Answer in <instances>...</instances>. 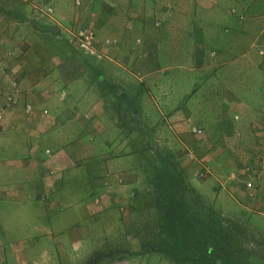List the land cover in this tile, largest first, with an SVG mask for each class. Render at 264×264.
<instances>
[{"label":"crops","instance_id":"crops-1","mask_svg":"<svg viewBox=\"0 0 264 264\" xmlns=\"http://www.w3.org/2000/svg\"><path fill=\"white\" fill-rule=\"evenodd\" d=\"M81 28L102 58L80 48ZM183 30L190 64L162 53ZM0 67L21 90L0 124V197L31 202L20 239L0 222V264H148L142 240L118 262L98 252L149 202L121 156L143 166L145 142L164 137L212 164L235 205L264 207V0H0Z\"/></svg>","mask_w":264,"mask_h":264},{"label":"rangeland","instance_id":"rangeland-1","mask_svg":"<svg viewBox=\"0 0 264 264\" xmlns=\"http://www.w3.org/2000/svg\"><path fill=\"white\" fill-rule=\"evenodd\" d=\"M215 12H217L216 9L214 13ZM204 15V17H199L202 20H196L198 17H194L188 23L192 24L195 21L198 24L205 23V19L210 18L212 14ZM184 23L185 22H182L183 27L187 26ZM184 34L185 31L183 30L177 35V40L180 39L183 41L182 45L179 46L178 44L171 43L162 51V53H165L163 56L166 57H176L178 51V59L174 61H183L185 64H190V61L188 62L187 58H189V54L191 53L189 50L195 48V41L188 39V36H185ZM176 66L181 68L178 65ZM174 71L181 72L183 70L173 69L170 70L169 73ZM180 76L184 77V73ZM3 79L5 81H3L5 86L0 88V96L5 95L7 91V80L4 76ZM198 95L200 96L202 94L199 93ZM177 106H184V102L180 103L179 100ZM150 113L152 117L156 116L155 111L152 110ZM160 122L161 124L162 122L165 123L163 120ZM160 127L161 126H158L157 128ZM164 130L165 136L170 137L171 130L169 127H164ZM158 131L160 130L158 129ZM188 133L192 135L190 136L191 139H200L190 130ZM183 137L185 139L186 136L184 135ZM164 138L159 143L152 141L145 142V145L147 146V154L150 153L153 157L147 159L143 166L131 156L128 158L125 155L121 156L120 161H122L129 170L136 168V171L131 174L130 178H134L136 181L137 178L140 177L143 186H140L139 188L140 191L142 188L145 193L143 200L148 199L149 202L141 204L142 210L138 213V222H136L134 218L133 221L135 222L133 224L130 222L128 224L129 228L128 225L126 226V223L122 227H118L116 224L115 229L113 230L114 232H112V234L107 233L109 238L104 240V243L99 247L100 252H98V255L106 261L113 260V262H118L120 261L119 258L126 254L125 252L127 251L126 249L130 242H135L136 245H138V242L142 240L144 244L143 246H145L146 250H156L146 253L148 255L142 257L143 260L145 258V261L148 264H191V261L193 262L190 258H187L186 260L180 259L178 262H175L177 258L182 255L177 254L170 243H166V241L169 242V240L164 231L163 220L161 219L158 210L155 208L154 203L156 193L155 190L152 192V181L156 182V178L154 177L157 173L158 167H162L166 163L171 172L177 177L175 184L184 192L185 201L188 203V209L198 220L201 221V225L205 226V224H209L210 230L221 228V233L224 234L223 241H229V243H231V247L235 250L236 256L240 258V262L242 261L243 264H264V207L259 208V206H254L253 208L247 209L238 202V206L235 205L231 200L229 193L225 194L216 190V176H209L211 171L206 177L199 176L200 171H194L197 168L194 163L198 161L197 159H199V157H197L196 153L186 145L183 138H181V140L179 137V139L174 142L164 141ZM148 147H150V149H148ZM189 152L195 154L197 161L188 159L187 155ZM188 164L192 165L191 169H193V171L189 169ZM200 164L202 169L209 163L200 162ZM209 165L212 168V164ZM71 192H74L75 194H77V192L79 193V191ZM135 196H139L140 198L143 197L142 194H135ZM29 205L27 203H20L19 200L14 197H0V222L3 224V227H5L7 232L12 235V240L20 239L19 236L21 234L18 233L21 231V226L26 224L22 223V220H20L21 215L16 214L21 213V209H25L26 207H29ZM161 229H163V236L160 238L161 232L159 233L158 230ZM153 231L154 234L155 231L159 234L153 235ZM161 241L165 243L164 245L167 247L161 245ZM156 246L161 247L162 252H158L159 250H157L158 248ZM219 248L221 247L219 246ZM199 253L200 254H197L195 257L196 260H200L206 264L210 262V260L209 262H204L203 260V258L209 259L208 255L203 254L202 252ZM175 257L177 258L175 259Z\"/></svg>","mask_w":264,"mask_h":264},{"label":"trees","instance_id":"trees-1","mask_svg":"<svg viewBox=\"0 0 264 264\" xmlns=\"http://www.w3.org/2000/svg\"><path fill=\"white\" fill-rule=\"evenodd\" d=\"M154 178H156V182L152 181V192L155 190L156 193L154 204L163 220L164 231L169 240L166 243H170L176 253L182 255L178 258L175 257V259L177 258L175 262L190 258L193 260L191 264H206L195 259L196 255L202 252L209 256V259L203 258L204 262L210 260L207 264H243L236 256L231 243L223 241L224 234L221 233V228L210 230L209 224L202 226L201 221L191 213L187 207L188 203L185 201L184 192L175 184L177 177L166 163L162 167H158ZM162 230H158L159 233L161 232L160 238L163 236ZM158 232L155 231L154 234L153 231V235L159 234ZM227 243L229 244L226 245ZM164 244L161 243L167 247ZM156 247L162 252L161 247Z\"/></svg>","mask_w":264,"mask_h":264},{"label":"built area","instance_id":"built-area-1","mask_svg":"<svg viewBox=\"0 0 264 264\" xmlns=\"http://www.w3.org/2000/svg\"><path fill=\"white\" fill-rule=\"evenodd\" d=\"M75 37L77 38L78 44L80 48L88 55L102 58V53L98 49L96 45V37L95 32L90 28H81L75 33ZM0 72L5 77L7 82L9 83L11 90L5 95V98L2 103H0V124L4 118L5 110L16 103L21 98V90L19 87V83L16 77H14L5 67H0ZM26 111H32V104L26 103ZM193 132L198 135H202L204 130L201 127H193ZM188 159L195 161V154L193 152H189L187 155ZM211 171V166L205 165L201 171L199 172V176L206 177ZM235 177V175H233ZM253 183L249 181L247 186L251 187Z\"/></svg>","mask_w":264,"mask_h":264}]
</instances>
